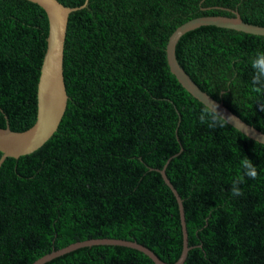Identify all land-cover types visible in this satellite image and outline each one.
<instances>
[{
    "label": "trees",
    "instance_id": "16d2710c",
    "mask_svg": "<svg viewBox=\"0 0 264 264\" xmlns=\"http://www.w3.org/2000/svg\"><path fill=\"white\" fill-rule=\"evenodd\" d=\"M69 16L64 53L68 105L39 149L0 167V264H32L89 238L136 240L173 263L264 264V144L228 122L209 127L204 104L171 72L174 30L202 15H234L264 25V0H60ZM49 19L30 0H0V126L37 119V87ZM198 85L264 132V88L254 91L251 61L264 34L204 25L176 47ZM2 152L0 151V157ZM256 165L242 173L241 157ZM44 264H155L123 245L84 246Z\"/></svg>",
    "mask_w": 264,
    "mask_h": 264
},
{
    "label": "water",
    "instance_id": "95a60500",
    "mask_svg": "<svg viewBox=\"0 0 264 264\" xmlns=\"http://www.w3.org/2000/svg\"><path fill=\"white\" fill-rule=\"evenodd\" d=\"M30 1L43 7L49 19L48 42L37 87V119L30 128L24 131H15L9 124L6 127L0 126V151L2 152L0 167L7 157L19 158L22 155L32 153L39 149L57 131L69 100L64 74V53L69 16L73 11H76L87 3L82 6H68L60 0ZM233 13L234 15H202L192 18L177 27L171 34L166 46L168 63L171 72L177 77L182 86L196 99L203 104L205 101L218 105V111L221 114L232 118L229 124L248 137L264 144V132L245 121L225 105L223 101L216 99L207 91L203 90L181 65L177 57L176 47L182 36L188 31L204 25H216L253 34H264V25L244 20L240 12L236 9L233 10ZM159 171L165 183L174 193L179 205L183 229V248L177 261L169 263L162 260L152 249L136 240L117 237H98L73 242L63 248L41 256L32 264H44L57 256L77 248L98 244L123 245L138 249L147 254L155 264H183L190 248L183 199L167 176L166 165L160 168Z\"/></svg>",
    "mask_w": 264,
    "mask_h": 264
},
{
    "label": "clouds",
    "instance_id": "9594fccd",
    "mask_svg": "<svg viewBox=\"0 0 264 264\" xmlns=\"http://www.w3.org/2000/svg\"><path fill=\"white\" fill-rule=\"evenodd\" d=\"M251 67L253 69V76L251 83L254 86V91H259L264 88V52L259 53L251 61ZM204 108L201 110L200 121L201 123H207L209 127H223L225 122L230 123L231 117H226L218 111V105L204 101ZM261 110H264V104L260 105ZM242 173L238 179H236L230 189L234 196L242 195V191L238 186L243 182L244 178L256 179L258 176L256 165L247 156L241 157Z\"/></svg>",
    "mask_w": 264,
    "mask_h": 264
}]
</instances>
